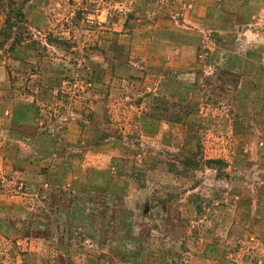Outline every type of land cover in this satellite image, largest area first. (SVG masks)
<instances>
[{"label":"rangeland","instance_id":"obj_1","mask_svg":"<svg viewBox=\"0 0 264 264\" xmlns=\"http://www.w3.org/2000/svg\"><path fill=\"white\" fill-rule=\"evenodd\" d=\"M0 264H264V0H0Z\"/></svg>","mask_w":264,"mask_h":264}]
</instances>
